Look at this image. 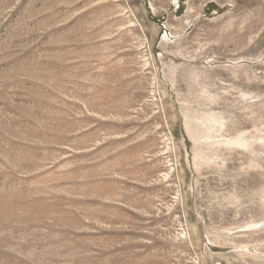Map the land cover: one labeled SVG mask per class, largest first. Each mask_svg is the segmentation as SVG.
I'll use <instances>...</instances> for the list:
<instances>
[{
	"label": "rangeland",
	"instance_id": "374dc122",
	"mask_svg": "<svg viewBox=\"0 0 264 264\" xmlns=\"http://www.w3.org/2000/svg\"><path fill=\"white\" fill-rule=\"evenodd\" d=\"M0 264H264V0H0Z\"/></svg>",
	"mask_w": 264,
	"mask_h": 264
}]
</instances>
